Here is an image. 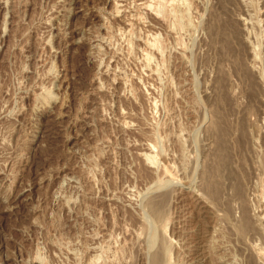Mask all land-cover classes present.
<instances>
[{
    "label": "rangeland",
    "instance_id": "rangeland-1",
    "mask_svg": "<svg viewBox=\"0 0 264 264\" xmlns=\"http://www.w3.org/2000/svg\"><path fill=\"white\" fill-rule=\"evenodd\" d=\"M157 255L264 264V0H0V264Z\"/></svg>",
    "mask_w": 264,
    "mask_h": 264
},
{
    "label": "bare ground",
    "instance_id": "bare-ground-1",
    "mask_svg": "<svg viewBox=\"0 0 264 264\" xmlns=\"http://www.w3.org/2000/svg\"><path fill=\"white\" fill-rule=\"evenodd\" d=\"M215 30V29H214ZM215 33V32H214ZM224 137V136H223ZM219 147V146H218ZM220 149L218 150V152H217V162H216V165L215 166H213V168L210 170V173L208 174V176L206 175V179H205V186H204V188L207 190V192H208V194H211V196L213 195V196H215L216 195V193H217V191H218V189H219V185H218V182L217 181H215V179L217 178L216 176H218L217 174H218V170H219V168H221L220 166H222L221 165V163H222V161H223V159L224 158H226V157H223L224 155V147H223V145H221L220 147H219ZM223 153V154H222ZM225 154H226V152H225ZM168 171V170H167ZM209 171V170H208ZM168 175V174H167ZM217 180L219 181V179L217 178ZM220 184V183H219ZM153 207V206H152ZM158 208H160L159 206H158ZM154 209H155V207H154ZM158 211V210H157ZM156 212V211H155ZM160 212V211H159ZM156 213H158V212H156ZM245 214H247L246 212H244ZM160 214V213H159ZM162 215V214H161ZM248 217V216H247ZM244 218H246V216L244 217ZM243 218V219H244ZM245 220V219H244ZM248 220H249V218H248ZM247 221V220H246ZM250 222V221H249ZM248 222H246L245 223V221H244V225H242V227L240 228V231H241V233H243V231L245 232V229H248L249 227H248V224H247ZM245 224H247V225H245ZM246 227H248V228H246ZM240 234V233H239ZM254 249V248H253ZM255 251V250H254ZM253 251V252H254ZM257 252H258V250H257ZM256 253V252H255ZM257 254V253H256ZM258 254H259V252H258ZM257 254V255H258ZM162 255V254H161ZM260 255V254H259ZM159 255H157L156 257V259H155V262H154V264H160V262H162V256H161V261H160V256L158 257ZM165 256H166V254H165ZM256 256V255H255ZM261 256V255H260ZM259 257V256H258ZM257 257V258H258ZM262 257H263V255H262ZM260 258V257H259ZM258 258V259H259ZM164 259V258H163ZM264 259V258H263ZM168 260V259H167ZM264 262V261H263ZM165 264V263H164Z\"/></svg>",
    "mask_w": 264,
    "mask_h": 264
}]
</instances>
